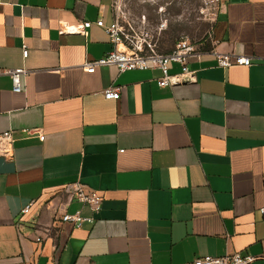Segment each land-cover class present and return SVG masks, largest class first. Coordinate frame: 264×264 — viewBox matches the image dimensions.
Listing matches in <instances>:
<instances>
[{
	"label": "crops",
	"instance_id": "0c3cea01",
	"mask_svg": "<svg viewBox=\"0 0 264 264\" xmlns=\"http://www.w3.org/2000/svg\"><path fill=\"white\" fill-rule=\"evenodd\" d=\"M100 19L112 22L111 0H0V135L13 139L9 156L0 149V264H193L236 253L264 264V0H220L189 60L196 81L173 88L157 85V70L87 73L112 49ZM86 22V34L59 32ZM213 52L251 66L219 68ZM14 69L28 72L17 94ZM109 88L119 100L104 97ZM74 183L103 198L81 229L59 221L93 217L65 192Z\"/></svg>",
	"mask_w": 264,
	"mask_h": 264
},
{
	"label": "built area",
	"instance_id": "2783aa9c",
	"mask_svg": "<svg viewBox=\"0 0 264 264\" xmlns=\"http://www.w3.org/2000/svg\"><path fill=\"white\" fill-rule=\"evenodd\" d=\"M131 1L139 3H159L162 1L180 3L186 0H111L113 20L106 24L100 19L95 26L104 31L112 46L111 51L99 60L85 63L84 70L87 73H95L98 68L115 67L120 74L133 71H154L161 73L157 80L159 87L173 88L184 84L194 83L196 73L189 68V60L199 54L198 44L188 38L178 40L169 52H162L160 48L161 37L167 29V21H161L158 25H150L146 15L136 16L128 8ZM205 5L201 16L211 22L215 20L220 10V0H199ZM92 27V23L86 22L72 27H62L59 32L63 34H86ZM28 50L23 49V57L27 58ZM217 66L222 69L230 67H250L251 59L248 57L228 55L213 52ZM177 66L179 72L171 73V67ZM1 74V71H0ZM12 81V92L21 93V77L28 74L24 69L7 71ZM107 100H119L120 90L109 88L103 92ZM28 135H38L41 141L45 137L37 130H28ZM13 139L10 132L0 135V149L3 157L12 153ZM65 192L71 201L87 207L93 214L92 218L83 216L81 210L74 214L64 213L59 221L62 224H70L75 229H81L84 224L92 223L94 217L102 211L103 198L94 190L89 189L81 183L68 185ZM32 203L24 207L22 214L29 213ZM264 216V207L260 209ZM264 259V250L263 257ZM257 258L251 255L239 253L226 255L224 257H203L196 259L193 264H254Z\"/></svg>",
	"mask_w": 264,
	"mask_h": 264
},
{
	"label": "rangeland",
	"instance_id": "374dc122",
	"mask_svg": "<svg viewBox=\"0 0 264 264\" xmlns=\"http://www.w3.org/2000/svg\"><path fill=\"white\" fill-rule=\"evenodd\" d=\"M128 8L136 16L146 15L152 26L158 25L161 21H167V29L161 37V51L170 49L182 38L199 43L207 36L211 28V21L201 16L205 5L199 0H186L180 3L131 1Z\"/></svg>",
	"mask_w": 264,
	"mask_h": 264
}]
</instances>
